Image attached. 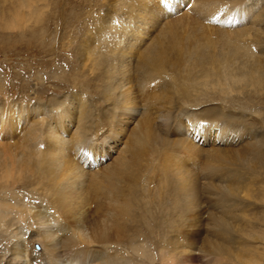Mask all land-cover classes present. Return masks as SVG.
Wrapping results in <instances>:
<instances>
[{
  "label": "bare ground",
  "instance_id": "bare-ground-1",
  "mask_svg": "<svg viewBox=\"0 0 264 264\" xmlns=\"http://www.w3.org/2000/svg\"><path fill=\"white\" fill-rule=\"evenodd\" d=\"M184 2L0 0L1 38L16 33L19 43L29 32L50 58L41 69L58 66L43 79L54 80V91L100 83L89 102L71 93L27 107L0 102V228L15 227L17 238L4 264H134V257L140 264H194L198 241L205 264H260L261 254L241 239L257 230L244 218L248 203L240 194L252 198L253 180L264 171L263 135L230 158L226 150L207 152L201 164L200 151L179 134L188 126L192 133L199 127L198 133L253 135V121L225 108L182 111L232 105L239 102L230 96L235 92L246 102L264 97V0H192L191 13L162 24L166 11ZM92 20L95 31L80 35ZM60 30L64 36L55 35ZM98 35L103 47L95 44ZM129 122L135 126L118 156L101 171H87L81 153L96 164L91 146L120 142ZM204 204L209 212L201 221ZM23 224L37 228L21 241ZM32 239L39 254L29 248Z\"/></svg>",
  "mask_w": 264,
  "mask_h": 264
},
{
  "label": "rangeland",
  "instance_id": "rangeland-1",
  "mask_svg": "<svg viewBox=\"0 0 264 264\" xmlns=\"http://www.w3.org/2000/svg\"><path fill=\"white\" fill-rule=\"evenodd\" d=\"M191 1L192 0H185V2L180 6L181 8L179 7L178 10L174 12L175 14L174 13L169 14L168 11H166V14L164 16L169 17V18L165 19L162 22V24H164V23L169 24L171 22V20H175V19L180 18L181 15H183L187 11L189 13H191L193 11L191 3H190ZM261 4H263V2ZM259 7L261 8L260 10H262V8H264V6L263 7L259 6ZM58 12H59V9L52 10V13L50 15L56 16L58 14ZM48 22H49L48 26L50 27L49 28L50 33H53V31H54L53 29L55 27V22L54 21L50 22V20ZM242 25H245V23L240 22V25H238V26L242 27ZM97 26H98V24H95V22L93 20L91 22L89 21L88 23H85V25L80 29V35L85 36V32H87V30H88L89 34L87 33L86 35L89 36L90 34H92L95 31ZM234 28H238V27L235 26V27H233V29ZM229 29H230V27H229ZM27 30L29 31V29H27ZM98 33H100V32H95L93 36H96ZM58 34L63 35V32L60 30V32L55 33V35H58ZM29 35H30L29 32H25L24 36H22V41L17 43L16 41L18 40V36L16 35V33H14V34L12 33L11 35H9V37L11 36L9 39H7V36H5L6 38H4V37L1 38V36H3V34H0V87H3V90L1 89L2 92L0 91V94H1L0 95V102H3L4 104H7V105H15L16 108L17 107L19 108V107H27V105L33 106L36 102L43 104L46 102V100H48L49 97H51V98L57 97L59 99H62L65 95L66 96L69 95V93L75 94V96L79 97L82 102L86 101V100H87L86 102H89L88 100H93L95 98L94 97L95 95L93 94L94 90H91V89H92V86L94 87V84L99 86L100 85L99 82H94V84L90 88H86L87 86H85L84 88H82L81 86H77L74 89H73V87L72 88H65L64 90H60L57 92V90L54 91V89H55L54 86L56 84H55L53 79L49 78V79L45 80L46 82L43 81V79L45 77H48L49 74H52V72L54 73V70L58 66H57V64L53 65L52 63H49L45 67V69H41L40 61L43 59H45V60L49 59L50 60V58H47V57L44 58L42 55H40L39 49H37V47L34 44L36 42V39H32V36L30 37ZM51 35L48 39L52 38ZM100 36L98 39H96L95 44H96V46L103 47L107 43L102 42V39ZM73 41L74 40H72V39H68L67 44L69 42H73ZM47 43L52 44V41L49 40ZM54 47H55V43H54ZM106 47H107V53H108V51H110L112 48L109 45H107ZM69 49L70 48L67 47V52H69ZM67 54H64V55H67ZM65 58H67V57H65ZM50 71H51V73H50ZM21 81L23 84L20 83ZM44 88H48V89H50V91L44 92ZM6 89L8 91L9 90L10 91L7 92ZM34 93H36V94H34ZM27 96H28V98H27ZM32 96H33V98H32ZM230 96L239 97V100H238L239 102L231 103L233 105V108H232V105H230L226 102H223V101H215V102H211V103H205V104L199 105L195 108H193V107L189 108L188 105L183 106L184 110L182 111V113H186V116H189V115L195 116L196 113H198L199 111H201L203 109L207 110V109H211V108H217V109L225 108V109H223L225 113H231V114H235V115L237 114L238 116L241 115L243 118L245 117V119H243V120H246L248 123H251L253 121L251 124L253 127L252 128L253 129V135L250 136L249 134H247L248 133V131H247L246 133H244V134L242 133V135H239L240 137L237 135H236V137H233L234 135H232V132H231L230 136H228V137L226 135L221 136L220 134H217V133H219L218 132L219 130L217 131V129H210V128L205 129L207 131L201 130V132L198 133L197 130L199 127H196V129H195L196 131L194 133H192L191 129L193 127L188 128V126H187V129H190V130L187 131V133L184 132L183 133L184 136H182L180 134H179V136L188 140L189 143H191L194 147H196L200 151L198 158H200L199 160H201V162L198 161V163H201V164L204 163V161L206 159L207 152H210L214 149L229 151L226 153V155H228V157L230 158L233 156V155H231V153L234 154V153H237L239 151H242L244 148L247 147L246 145L248 143H252V142L258 140V138L262 135L264 137V97H261L260 100L259 99H254V100L251 99L250 102H246L244 99L241 100L242 95L237 93V92L232 93ZM34 97H38V98H34ZM224 97H227V96H224ZM224 97H220V98H224ZM20 98H21V100H20ZM186 116H185V118H186ZM185 121L187 122L186 119H185ZM162 122H163V118H158V120L156 121V123H162ZM203 122L201 121L199 123H203ZM188 124H193V126H194L195 122L193 121V122L186 123V125H188ZM216 124L219 126H222V124L219 121H216ZM123 126H124L123 131L119 136V138H121L120 142L116 143L115 142L116 139L115 140L110 139V140H107L106 143L97 142L91 146V150L94 151L95 149H97V151H96V155H97L96 164L91 165V162L90 163L85 162V161H89V156H87L85 152L81 153V159L79 160V162L84 165V168L87 169V171H88V169H92V171H101L107 165H109L114 160V158L116 156H118V154L120 152L119 150L123 147V145L121 144L122 141L127 140V137H128V135H130L135 124H132V122H129L128 124H125V125L123 124ZM167 136L169 139L175 140V137H170V135H167ZM252 136L254 139L252 138ZM220 140H222L223 142ZM110 147L112 149H110ZM198 158H197V160H198ZM189 164L191 165L190 162H189ZM257 177L255 180H253L254 181L253 182V188L251 189L252 194H253V195H251V197L253 199L250 197H246L243 194H240V195H242V196H240V199L245 204L248 203L246 206L248 211L247 210L244 211V214L246 212L247 216L246 217L244 216V218L249 219V216H250V218H251L250 222L253 224L254 229L257 230V234L254 232L252 234H251V232L250 233L248 232V234L246 236H244V235L241 236V239L243 241L245 240V243H246L245 245H247L246 248L248 250H250L251 253L258 254V256H260L259 254H261V256L259 257V261H260V264H264V256H263L264 255V238H261V234L264 233V171L260 170L259 176H257ZM254 195H255V197H254ZM203 199H205V201H206L207 195ZM32 211L30 213V216L35 214V210L32 209ZM208 212L209 211L206 208V204L202 205L201 214L199 217L201 219V221H206V219L208 217V214H207ZM18 228H19V230H18L17 234H22V235H19V236H21L19 238V240L23 241V240H26L27 235H28L27 233L29 231L36 229L37 227L35 225H31V227H29V226H26L25 224H23L21 226L18 225ZM3 230H4L3 227H1L0 228V261H2V262H0V264H4V259L7 257L6 255H8V253L4 255L5 257L3 256V254L6 253L7 249H9L11 247V244L15 243L16 239H17V238H15V235H14L16 232L15 227L8 229V231L6 233H2ZM84 233H87V232H84ZM259 233H261V234H259ZM249 234H251L252 236ZM33 238H34V236H33ZM201 246H202L201 241H198L196 243V245L191 249L192 255L196 256V258H197L196 260H194V264H205V262L203 261V258L198 259L199 257L203 256L201 251H199L201 249ZM93 247L94 246H92V248ZM29 248H31L37 254H39L41 252V246L38 245V242H35L34 239H32ZM90 250L93 251L91 248H90ZM249 256H251V254ZM133 262H134V264H138V263L140 264V261L136 260V257H134ZM232 264H234V263H232ZM235 264H237V263H235Z\"/></svg>",
  "mask_w": 264,
  "mask_h": 264
}]
</instances>
